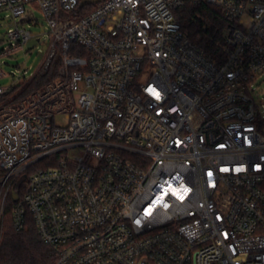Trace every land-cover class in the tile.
Instances as JSON below:
<instances>
[{"label":"built area","instance_id":"2783aa9c","mask_svg":"<svg viewBox=\"0 0 264 264\" xmlns=\"http://www.w3.org/2000/svg\"><path fill=\"white\" fill-rule=\"evenodd\" d=\"M201 1L221 60L175 19ZM34 9L48 78L0 85V239L8 214L53 264H264V0H0V58Z\"/></svg>","mask_w":264,"mask_h":264},{"label":"trees","instance_id":"16d2710c","mask_svg":"<svg viewBox=\"0 0 264 264\" xmlns=\"http://www.w3.org/2000/svg\"><path fill=\"white\" fill-rule=\"evenodd\" d=\"M174 16L188 38L209 58L222 59V32L227 21L219 7L201 1L178 8ZM32 86L28 84L23 92ZM53 261L54 253L42 242L30 217L22 229L14 230L8 214L5 215L0 264H53Z\"/></svg>","mask_w":264,"mask_h":264},{"label":"rangeland","instance_id":"374dc122","mask_svg":"<svg viewBox=\"0 0 264 264\" xmlns=\"http://www.w3.org/2000/svg\"><path fill=\"white\" fill-rule=\"evenodd\" d=\"M8 11H0V51L8 44L5 37V31L11 26ZM34 20L19 23L20 26L25 27L30 31L31 35H41V39L38 41L36 37L29 39L23 45V49L15 52L10 56H4L0 58V68L3 72L9 74L11 71L24 70L25 80L29 79L35 74V80L38 83H42L47 80L48 76L40 77L37 72L39 65L47 51L49 39L46 35V25L42 18L41 13L37 10H33ZM13 81V78L9 75L0 78V85L7 86ZM264 96V89H262V95ZM54 121L62 124L66 122L63 114L55 115ZM66 153H72V151H65ZM32 168V167H31Z\"/></svg>","mask_w":264,"mask_h":264}]
</instances>
